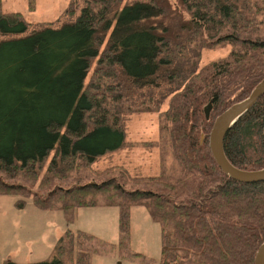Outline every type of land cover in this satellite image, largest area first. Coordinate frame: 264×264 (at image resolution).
Wrapping results in <instances>:
<instances>
[{"label": "trees", "instance_id": "trees-1", "mask_svg": "<svg viewBox=\"0 0 264 264\" xmlns=\"http://www.w3.org/2000/svg\"><path fill=\"white\" fill-rule=\"evenodd\" d=\"M121 2L69 0L57 21L35 25L0 8V195L21 196L19 207L31 196L68 221L76 208L117 205L120 246L131 205L142 204L161 226V260L145 264H254L264 181L225 175L208 134L264 78V0ZM225 45L233 47L226 58L199 67L201 49ZM143 98L153 110L170 99L160 142L151 144L171 145L180 177L132 176L123 167L91 175L93 164L128 145L122 112ZM223 150L237 168L264 167V95L227 131ZM89 240L99 241L67 230L49 259L23 264H90Z\"/></svg>", "mask_w": 264, "mask_h": 264}, {"label": "rangeland", "instance_id": "rangeland-1", "mask_svg": "<svg viewBox=\"0 0 264 264\" xmlns=\"http://www.w3.org/2000/svg\"><path fill=\"white\" fill-rule=\"evenodd\" d=\"M134 1L146 0H122L120 8ZM169 2L175 5L174 0ZM0 3L2 12L19 13L25 21L35 25L57 21L67 10L69 0H0ZM232 49L230 45L201 49L199 67L226 58ZM96 65L97 60L92 63L85 85L91 83ZM135 100L130 105L135 111L122 112L128 145L93 164L91 175L95 174L93 169L103 171L123 167L132 176L162 174L174 182L180 177L182 167L171 145L161 148L151 144L160 142L162 113L168 109L170 99L154 110L153 103L147 106L144 98ZM145 107L151 109L147 111ZM90 177L93 178L86 176V179ZM36 186L32 188L38 190ZM20 199L19 195H0V264L5 260L23 264L49 259L58 239L67 230L74 235L83 232L99 239L87 242L88 247L96 248L91 253L90 264H145L146 261L161 260V226L142 204L131 205L129 239L125 246H120V209L117 205L76 208L68 221L59 208H39L31 196L24 198V206L19 207ZM102 241L107 243L102 244Z\"/></svg>", "mask_w": 264, "mask_h": 264}, {"label": "water", "instance_id": "water-1", "mask_svg": "<svg viewBox=\"0 0 264 264\" xmlns=\"http://www.w3.org/2000/svg\"><path fill=\"white\" fill-rule=\"evenodd\" d=\"M264 95V78L243 101L222 111L214 120L208 134V148L218 167L233 180L243 183L264 181V167L257 170H244L235 167L226 158L223 150V140L227 131L235 122ZM206 118L209 117L210 106L204 109ZM254 264H264V241L258 247Z\"/></svg>", "mask_w": 264, "mask_h": 264}]
</instances>
